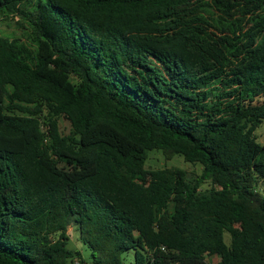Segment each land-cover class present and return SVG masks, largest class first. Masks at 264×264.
<instances>
[{"label": "trees", "instance_id": "trees-1", "mask_svg": "<svg viewBox=\"0 0 264 264\" xmlns=\"http://www.w3.org/2000/svg\"><path fill=\"white\" fill-rule=\"evenodd\" d=\"M0 22V264H69L72 224L90 264H264V0H0Z\"/></svg>", "mask_w": 264, "mask_h": 264}, {"label": "rangeland", "instance_id": "rangeland-1", "mask_svg": "<svg viewBox=\"0 0 264 264\" xmlns=\"http://www.w3.org/2000/svg\"><path fill=\"white\" fill-rule=\"evenodd\" d=\"M0 33L1 34H15L20 35L19 32L16 31L15 25L13 22H0ZM264 93V88L252 92L253 96L257 99V101L261 100L262 95ZM61 130L63 133L69 132V123L61 120L60 121ZM256 136L258 142L264 143V123L257 130ZM180 168L187 170L189 172H193L196 174H201L202 169L198 165H192L187 163L184 158L180 155L175 156L173 159H166L165 155L160 150H151L148 152V160L145 164V168L147 170H162L169 168ZM210 187V184H205L203 189H207ZM68 249L71 250L75 254V258L73 261L71 260L69 264H83L82 261L86 262L84 264H90L92 262V253L91 250L81 242L79 233L77 228L72 224L68 228ZM225 239L227 244H230V235L226 234ZM134 252L130 251L124 255V261L126 264H134ZM210 264H219L220 258L218 256H213L207 258Z\"/></svg>", "mask_w": 264, "mask_h": 264}]
</instances>
